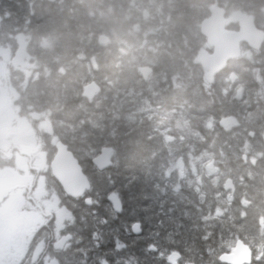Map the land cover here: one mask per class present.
Masks as SVG:
<instances>
[{"label": "trees", "instance_id": "1", "mask_svg": "<svg viewBox=\"0 0 264 264\" xmlns=\"http://www.w3.org/2000/svg\"><path fill=\"white\" fill-rule=\"evenodd\" d=\"M214 3L228 18L253 14L264 29V0H0V41L24 35L33 63L17 103L47 113L91 183L81 198L69 197L76 223L61 264H170L173 250L182 254L179 264H225L218 256L238 238L252 248L251 264H264V223L251 213L264 195V43L244 46L204 86L195 57L210 50L200 24ZM236 26L234 19L228 24ZM100 34L109 41L100 43ZM145 65L153 69L148 80L140 72ZM92 79L101 92L88 99L83 87ZM224 116L237 123L221 127ZM165 128L173 140H164ZM105 146L112 161L99 170L91 160ZM184 148L206 157L203 177L214 160L250 205L208 225L214 209L207 215L206 208L174 205L167 172L177 169ZM110 196L120 200V212ZM136 221L139 235L131 230Z\"/></svg>", "mask_w": 264, "mask_h": 264}, {"label": "flooded vegetation", "instance_id": "2", "mask_svg": "<svg viewBox=\"0 0 264 264\" xmlns=\"http://www.w3.org/2000/svg\"><path fill=\"white\" fill-rule=\"evenodd\" d=\"M230 29H238V22L236 28ZM11 38L9 42L0 41V48H3L0 53V264H48L52 261L61 264L60 256L73 241L76 223L77 208L75 211L70 204L82 196L67 195L52 173L51 161L56 153V142L60 140L54 135L55 122L46 112L32 111L29 105L28 111H24L17 103L25 79L28 78L29 87L33 78V63L25 36L18 34ZM244 46L252 49L242 42L243 52ZM19 48L24 52L17 60ZM182 133L190 134V131L179 130L178 134ZM253 135L254 132L249 131V136ZM173 138L171 135L169 140ZM262 139L264 142V131ZM183 152L188 153L178 155L177 169L171 172L170 182L175 183L172 189L174 205L206 208L207 215L214 209V218L206 220V225L212 221L224 224L227 218L250 205L252 200L241 194L235 182V189H226L227 178L222 180L223 174L214 160L210 161L211 169L208 168L210 162L204 163L207 167L203 177L199 165L203 166L200 162L206 157L191 148H184ZM259 198L256 196L251 213L259 223H264V195L262 203L258 202ZM68 235L70 238L64 247L55 248V243ZM236 241L224 252H231Z\"/></svg>", "mask_w": 264, "mask_h": 264}, {"label": "water", "instance_id": "3", "mask_svg": "<svg viewBox=\"0 0 264 264\" xmlns=\"http://www.w3.org/2000/svg\"><path fill=\"white\" fill-rule=\"evenodd\" d=\"M54 2L55 0H49ZM227 10L224 6L217 3L212 4L211 13L204 18L200 24V31L206 37L209 49H202L198 52L195 60L199 62L207 72L205 76L209 82H212L214 75L223 70L231 59L241 55V43H247L251 48L259 50L264 43V29L256 25L253 15L242 14L238 21V29L227 27ZM98 41L105 44L109 37L105 34L98 36ZM24 49L19 48L16 53V59L19 60L23 55ZM94 67L97 66L96 59L91 58ZM152 67L145 65L140 68L144 80H148L152 74ZM234 78L235 75L231 74ZM101 92V86L96 80H90L83 87V95L88 99H93ZM221 127H227L233 124L232 118L222 117L219 120ZM56 153L51 161V169L54 177L61 183L64 191L71 197H79L86 194L90 189V180L83 171L82 165L74 153L68 148L62 140L56 142ZM112 148L102 147L100 151L92 158V163L97 169L103 170L110 166L112 161ZM245 157V155H244ZM213 168L212 162L208 164ZM227 190L235 189L232 178L225 181ZM110 202L116 212H120L122 205L116 196H110ZM90 198H86V203L90 204ZM132 232L136 235L141 234L142 228L140 222L133 223ZM70 235L63 237L55 243V248H63ZM181 253L178 250L171 251L167 260L171 264H179ZM218 259L225 264H251L253 252L248 244L242 239L236 241L235 247L231 252H222ZM103 264H108L104 262Z\"/></svg>", "mask_w": 264, "mask_h": 264}, {"label": "rangeland", "instance_id": "4", "mask_svg": "<svg viewBox=\"0 0 264 264\" xmlns=\"http://www.w3.org/2000/svg\"><path fill=\"white\" fill-rule=\"evenodd\" d=\"M235 12H237V11H235ZM239 14V13H238ZM238 14H234V15H231V17H229L228 18V16H227V20H228V22H230V21H232V19H234V20H236L237 18H238ZM227 15V14H226ZM234 30H236V29H234ZM202 34V33H201ZM203 35V34H202ZM204 36V35H203ZM207 45H208V43H207ZM209 48V47H208ZM3 50V48H0V53H1V51ZM202 50V49H201ZM2 58V57H1ZM0 60H2V59H0ZM1 62V61H0ZM1 73V72H0ZM204 74H205V70H204ZM153 77V76H152ZM204 79H206L205 78V76H203V80ZM215 80V79H214ZM90 81V80H89ZM89 81H87V82H89ZM86 82V83H87ZM173 84L175 85L176 84V86L178 85V86H180V84H179V82L178 81H175V82H173ZM3 93H5V92H3ZM171 128V127H170ZM169 128V129H170ZM161 129V128H160ZM169 131V130H168ZM163 135H164V140H166V141H169V138L171 137V135L167 132V130H166V128H165V132H163ZM209 168V167H208ZM191 169V167H189V169L188 170H190ZM209 169H211V168H209ZM171 172H172V170L171 171H168L167 173L168 174H171ZM190 173V172H189ZM238 239H240V238H238ZM237 239V240H238ZM236 241V240H235ZM234 241V242H235ZM246 243V242H245ZM247 244V243H246ZM233 245V244H232ZM232 245H231V247H232ZM249 245V244H248ZM229 246V245H228ZM250 246V245H249ZM251 248V247H250ZM48 264H57V262H55V261H52V262H49ZM171 264V263H170Z\"/></svg>", "mask_w": 264, "mask_h": 264}, {"label": "bare ground", "instance_id": "5", "mask_svg": "<svg viewBox=\"0 0 264 264\" xmlns=\"http://www.w3.org/2000/svg\"><path fill=\"white\" fill-rule=\"evenodd\" d=\"M242 14H249V13H245V12H241V13H239V14H238L239 16H238V18L236 19V22L239 21L240 16H241ZM249 15H253V14H249ZM253 17H254V19H255V16H254V15H253ZM255 22H256V20H255ZM256 25H257V23H256ZM257 26H258V25H257ZM252 49H253V48H252ZM210 50H211V48H210ZM243 53H244V52L241 50V55L238 56L237 58H234V60L240 58V57L243 55ZM201 66H202V65H201ZM227 66H228V64H227ZM227 66H226V67H227ZM226 67H225V68H226ZM202 68H203V66H202ZM225 68H224V69H225ZM203 69H204V68H203ZM224 69H223V70H224ZM204 70H205V69H204ZM206 72H207V70H205V73H206ZM220 72H222V70H221ZM220 72H219V73H220ZM219 73H218V74H219ZM231 74H232V73H231ZM231 74L229 75V79H235V78H236L235 73L233 72V74L235 75L234 78L231 77ZM216 75H217V74H216ZM216 75H214V79H215ZM204 76H205V74H204ZM205 78H206V76H205ZM214 79H213L212 82H209V81L207 80V78L204 79V86H207V87L210 86V84H212V83L214 82ZM224 117L232 118L233 121L235 120L232 116H224ZM221 118H222V117H221ZM221 118H220V119H221ZM220 119H219V120H220ZM230 126H231V125H229V126H227V127H230ZM227 127H226V128H227ZM170 252H171V251H170Z\"/></svg>", "mask_w": 264, "mask_h": 264}]
</instances>
